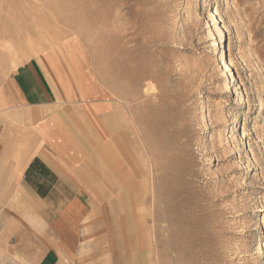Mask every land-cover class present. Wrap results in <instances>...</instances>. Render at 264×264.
<instances>
[{
	"label": "rangeland",
	"instance_id": "1",
	"mask_svg": "<svg viewBox=\"0 0 264 264\" xmlns=\"http://www.w3.org/2000/svg\"><path fill=\"white\" fill-rule=\"evenodd\" d=\"M50 51L124 106L116 260L264 264V0H0V84Z\"/></svg>",
	"mask_w": 264,
	"mask_h": 264
},
{
	"label": "crops",
	"instance_id": "2",
	"mask_svg": "<svg viewBox=\"0 0 264 264\" xmlns=\"http://www.w3.org/2000/svg\"><path fill=\"white\" fill-rule=\"evenodd\" d=\"M69 59L0 84V264H123L124 106L78 87Z\"/></svg>",
	"mask_w": 264,
	"mask_h": 264
},
{
	"label": "bare ground",
	"instance_id": "3",
	"mask_svg": "<svg viewBox=\"0 0 264 264\" xmlns=\"http://www.w3.org/2000/svg\"><path fill=\"white\" fill-rule=\"evenodd\" d=\"M224 56H225V53L222 52V57H224ZM230 66H231V65H229L228 63L225 64L226 71H229V70H230ZM235 85H236V84H235Z\"/></svg>",
	"mask_w": 264,
	"mask_h": 264
},
{
	"label": "built area",
	"instance_id": "4",
	"mask_svg": "<svg viewBox=\"0 0 264 264\" xmlns=\"http://www.w3.org/2000/svg\"><path fill=\"white\" fill-rule=\"evenodd\" d=\"M29 1L38 2L39 0H29Z\"/></svg>",
	"mask_w": 264,
	"mask_h": 264
}]
</instances>
